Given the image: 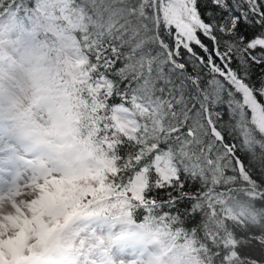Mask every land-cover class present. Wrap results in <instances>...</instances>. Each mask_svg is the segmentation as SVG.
<instances>
[{"label":"snow or ice","instance_id":"snow-or-ice-1","mask_svg":"<svg viewBox=\"0 0 264 264\" xmlns=\"http://www.w3.org/2000/svg\"><path fill=\"white\" fill-rule=\"evenodd\" d=\"M150 6L151 25L136 53L147 72L126 77L117 67L124 57L120 44L99 58L96 83L111 118L127 125L128 142L117 144L121 156L135 159L126 180L183 218L197 189L187 187L195 173L182 165L196 153H206L210 165L230 159L244 181L264 185V166L256 175L240 155L256 148L264 153V103L258 101L264 97V0H150ZM114 97L119 103H110ZM224 104L228 123L217 110ZM149 125L155 135L145 149L131 133L139 129L147 137Z\"/></svg>","mask_w":264,"mask_h":264},{"label":"trees","instance_id":"trees-1","mask_svg":"<svg viewBox=\"0 0 264 264\" xmlns=\"http://www.w3.org/2000/svg\"><path fill=\"white\" fill-rule=\"evenodd\" d=\"M7 14L19 22L25 37L24 33L34 31L36 39L54 47L58 45L54 34L46 28L47 22L70 35L79 59L76 66L68 62V69L83 102L85 134L91 146L88 155L97 164L99 178L95 188H82L83 192L74 188L75 185L60 190L62 206L54 210L56 218L68 222L83 216L106 217L120 207L118 213L122 217L126 213L128 223L141 226L151 238L161 242L162 238L170 237L186 247L193 254V264H264V185L244 181L230 159L210 165L204 162L206 153L203 156L196 153L190 163L182 165L195 173L192 180L186 181L187 187L197 189L191 212L183 218L159 203L152 204L139 186L126 180L135 159L130 161L121 156L117 144L128 142L129 133L116 125L101 103L96 68L105 49L123 44L124 57L117 67H123L126 77L132 80L147 72L146 63L142 65L136 53L144 43V29L151 25L150 0H0V15ZM133 47L135 53L131 51ZM196 50L203 55L201 50ZM258 101L264 103V97L258 96ZM110 103H119V98H112ZM217 110L225 113L221 121L228 123L227 104L218 106ZM250 116L249 111V119ZM140 127H144L143 120ZM147 133L145 137L138 129L131 135L139 137L141 147L146 149L144 141L155 135L151 125ZM240 155L245 165L259 175L264 153L256 148L241 150ZM192 163H196L195 168ZM144 188L146 191L147 185ZM158 192L163 199L165 192ZM190 219L196 223L190 224ZM54 231L48 228L42 236L45 240L50 238L49 247L55 246L60 251L57 243L52 242L55 238L49 235ZM17 244L16 252L21 253L22 243Z\"/></svg>","mask_w":264,"mask_h":264},{"label":"rangeland","instance_id":"rangeland-1","mask_svg":"<svg viewBox=\"0 0 264 264\" xmlns=\"http://www.w3.org/2000/svg\"><path fill=\"white\" fill-rule=\"evenodd\" d=\"M46 28L54 34L66 64L76 66L79 59L72 48L73 38L49 22ZM24 34L31 39L30 33ZM114 121L123 130L127 127H121L123 121ZM96 168L88 152L80 163L61 161L17 140L0 123V264H150L161 242L130 227L126 213L124 218L118 213L120 207L106 217H79L68 222L56 218L54 210L62 206L60 190L71 185L81 192L82 188H95L99 178ZM46 228L56 230L49 235L60 251L49 247L50 238H43ZM18 242L22 243L21 253L16 252Z\"/></svg>","mask_w":264,"mask_h":264},{"label":"clouds","instance_id":"clouds-1","mask_svg":"<svg viewBox=\"0 0 264 264\" xmlns=\"http://www.w3.org/2000/svg\"><path fill=\"white\" fill-rule=\"evenodd\" d=\"M30 35L10 14L0 15V123L34 149L80 163L91 146L79 90L63 53ZM150 264H193V254L162 238Z\"/></svg>","mask_w":264,"mask_h":264},{"label":"bare ground","instance_id":"bare-ground-1","mask_svg":"<svg viewBox=\"0 0 264 264\" xmlns=\"http://www.w3.org/2000/svg\"><path fill=\"white\" fill-rule=\"evenodd\" d=\"M0 241H3V240L0 239ZM1 250H2V247H1V245H0V251H1Z\"/></svg>","mask_w":264,"mask_h":264}]
</instances>
